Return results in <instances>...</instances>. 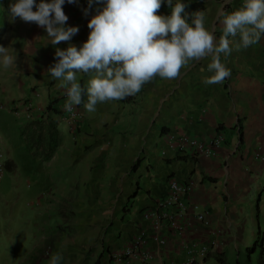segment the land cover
I'll return each instance as SVG.
<instances>
[{
    "label": "crops",
    "instance_id": "obj_1",
    "mask_svg": "<svg viewBox=\"0 0 264 264\" xmlns=\"http://www.w3.org/2000/svg\"><path fill=\"white\" fill-rule=\"evenodd\" d=\"M14 2L6 3L0 33V46L15 57L10 69L0 64V125L8 129L14 120L22 130L27 123L48 118V106L57 100V112L51 115L58 122L61 143L48 162L70 172L72 183L67 189L62 187L67 191L61 193L65 197L77 192L72 197L71 215L81 213L77 220L95 228V232L80 234L83 240L68 241L64 251L83 253V260L90 253L88 260L92 261L85 264H94L103 251L101 264H185L192 246L209 245L208 254L198 255L194 264H222L219 254L225 256L232 246L236 250L248 247L245 239L250 237L245 236L244 228L255 215L250 194L264 177V160L258 156L264 154V38L239 49L235 43L239 37L235 38L231 54L220 57L231 72L223 83H204L213 74L207 69L211 62L207 57L190 62L177 79L157 76L136 95L98 103L92 113L84 107V94L76 106L81 115L71 123L63 111L68 86L62 78H53L48 69L57 62L56 48L66 50L69 44L82 47L90 33L88 22L103 4L94 3L85 15L88 0L74 4L65 0L63 11L69 18L65 27H78L79 32L70 41L53 46L44 28L19 18L11 21L8 12ZM181 2L195 7L193 14L204 12L205 27L213 31L218 43L222 35L218 10H238L245 0ZM162 5H168L166 0ZM76 75L86 89L94 73ZM28 98L37 107L35 120L19 117L14 111L15 103ZM221 132L225 142L212 157L196 158L175 147L183 134L211 141ZM2 144L1 139L4 156ZM2 175L0 172V179ZM172 180L181 185L192 183L184 195L191 209L188 213L179 212L170 203ZM196 213H205L206 220L197 219ZM170 218L179 229L171 226ZM216 230L220 234L214 236ZM55 236L44 235L38 249L49 238V243H56ZM139 238L143 248L153 253L152 260L119 257ZM214 241L218 247H212ZM81 260L72 264H81Z\"/></svg>",
    "mask_w": 264,
    "mask_h": 264
},
{
    "label": "clouds",
    "instance_id": "obj_2",
    "mask_svg": "<svg viewBox=\"0 0 264 264\" xmlns=\"http://www.w3.org/2000/svg\"><path fill=\"white\" fill-rule=\"evenodd\" d=\"M77 0H67L74 4ZM171 7L170 16L158 15L165 0H88V15L93 4H103L92 16L87 27V41L82 47L69 44L66 50L56 48L57 62L48 69L53 78L63 79L67 85L65 110L74 112L84 94L89 112L96 111L98 103L123 100L140 92L142 86L157 76L173 80L181 69L192 61L211 57L207 65L213 73L204 83L218 84L230 77V69L221 63V54H231L230 45L237 49L257 44L264 38V0H245L238 10H218L217 22L222 25V35L217 38L205 27V14L196 12L191 23L182 13L181 0H166ZM65 0H15L9 6L12 22L17 18L35 23L47 32L53 46L70 41L79 32L75 26L65 27L68 16L63 11ZM35 8V11L33 10ZM231 38V39H230ZM15 63L8 49L0 46V64L5 70ZM94 73L87 88L77 82V73ZM62 256L55 254L50 264H60Z\"/></svg>",
    "mask_w": 264,
    "mask_h": 264
},
{
    "label": "rangeland",
    "instance_id": "obj_3",
    "mask_svg": "<svg viewBox=\"0 0 264 264\" xmlns=\"http://www.w3.org/2000/svg\"><path fill=\"white\" fill-rule=\"evenodd\" d=\"M8 1L0 0V33L5 25L4 12ZM10 124L8 129L0 125L4 151L1 158L4 171L0 179V264H44L45 261L49 264L55 254L62 256L60 264L79 262L81 257V264L92 261L88 260L90 253L86 254V259L83 260V253L64 251V244L68 241L83 240V237H79L80 234L95 232L91 225L77 220L81 213L71 215L72 197L77 192L70 190L69 192H72L65 195L67 198L61 193L63 190L67 191L62 187L67 189L72 183L68 179L70 172L68 173L66 167L35 156L29 150L17 122L11 120ZM258 156L264 160V154ZM11 162H14L16 168L8 167ZM257 186L258 188H253L250 194L255 215L247 228H244V235L250 237L245 239V243L247 246H253L258 240L257 248L253 250L249 260L246 245L241 246L239 251L232 246V249L225 253L229 264L259 262L264 247V177L259 180ZM52 233H56V243H49V238L48 242L38 249L44 235Z\"/></svg>",
    "mask_w": 264,
    "mask_h": 264
},
{
    "label": "built area",
    "instance_id": "obj_4",
    "mask_svg": "<svg viewBox=\"0 0 264 264\" xmlns=\"http://www.w3.org/2000/svg\"><path fill=\"white\" fill-rule=\"evenodd\" d=\"M170 16V15H168ZM67 98V95L65 96ZM67 102V101H66ZM66 104V103H65ZM65 106V105H64ZM15 113L19 117H26L28 120H35L37 117V107L35 106L34 101L32 98L23 99L13 105ZM64 111V118L69 122H73L80 117V112L77 110L76 106H74V112L69 113L65 110ZM225 136L224 134L218 133L216 137H214L211 141L200 140L198 138L189 136L187 134H183L179 136L176 140L175 147L187 154H191L193 157L202 158V157H212L215 156L219 150V148L224 144ZM1 145V139H0ZM3 157V153L0 151V172H3L4 165L2 163L1 158ZM192 187V183L189 182L187 185H181L178 181L172 180L171 181V188L173 190V195L171 197L170 203L179 209V212L188 213L191 211L190 206L187 202L184 201V195L188 192V188ZM197 205H193L192 209L197 210ZM196 218L200 221L206 220L205 213H196ZM171 226L173 228L179 229V226L174 218L169 219ZM162 225L158 223L156 225V229L160 231ZM214 236L219 235V231L213 232ZM161 244L165 243V239H159ZM219 243L214 241L212 243V247H218ZM144 242L139 238L133 241L129 246L125 248V250L119 255L121 258H142L144 260H152L154 258L153 253L149 252L148 250L143 248ZM211 246L209 245H199V246H192L188 251V257L185 264H194L196 261V257L199 256H206ZM172 264V263H169Z\"/></svg>",
    "mask_w": 264,
    "mask_h": 264
},
{
    "label": "trees",
    "instance_id": "obj_5",
    "mask_svg": "<svg viewBox=\"0 0 264 264\" xmlns=\"http://www.w3.org/2000/svg\"><path fill=\"white\" fill-rule=\"evenodd\" d=\"M184 4L185 9L182 13V16L188 17L191 20L192 16L194 15L193 13L195 7L189 6L187 3ZM171 11V7L168 5H162L157 14L167 16L171 15ZM56 101L57 100L52 101L48 106V111L50 112L48 118H40L33 122L27 123L24 127H22L21 130L29 150L43 161L51 160L61 143L58 122L51 115L52 113L57 112L55 108ZM8 167L14 169L16 168V165L14 163H10L8 164ZM257 245L258 240L254 242L253 246L247 247L249 260H251V253L253 250H256ZM105 253L106 252L103 251L94 264H101L100 261L102 260V257L105 255ZM217 257L222 264H229L228 260L223 254H219ZM258 264H264V247L262 248Z\"/></svg>",
    "mask_w": 264,
    "mask_h": 264
}]
</instances>
